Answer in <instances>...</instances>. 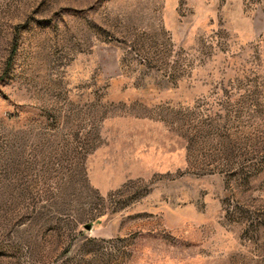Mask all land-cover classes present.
Masks as SVG:
<instances>
[{
  "label": "rangeland",
  "instance_id": "1",
  "mask_svg": "<svg viewBox=\"0 0 264 264\" xmlns=\"http://www.w3.org/2000/svg\"><path fill=\"white\" fill-rule=\"evenodd\" d=\"M0 264H264V0H0Z\"/></svg>",
  "mask_w": 264,
  "mask_h": 264
},
{
  "label": "water",
  "instance_id": "2",
  "mask_svg": "<svg viewBox=\"0 0 264 264\" xmlns=\"http://www.w3.org/2000/svg\"><path fill=\"white\" fill-rule=\"evenodd\" d=\"M87 228H90V226H87Z\"/></svg>",
  "mask_w": 264,
  "mask_h": 264
}]
</instances>
